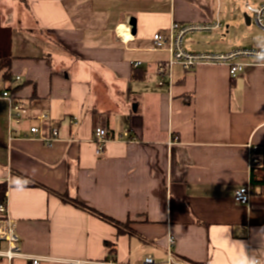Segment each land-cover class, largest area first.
<instances>
[{"label": "crops", "instance_id": "obj_1", "mask_svg": "<svg viewBox=\"0 0 264 264\" xmlns=\"http://www.w3.org/2000/svg\"><path fill=\"white\" fill-rule=\"evenodd\" d=\"M226 5L0 0V59L11 58L0 94L9 91L31 116L46 114L44 136L60 130L52 146L31 138L35 120L12 132L0 97V187L23 252L51 258L42 264H143L149 256L167 264L168 250L186 264H232L241 253L264 264V185L252 182L264 151V59H241L236 78L224 64L175 66L172 86L158 85L168 54L152 38L173 22L221 24L191 34L206 36L185 46L192 53L262 48L212 45L240 24ZM97 127L114 138L101 156ZM248 185L249 203H237L236 190Z\"/></svg>", "mask_w": 264, "mask_h": 264}, {"label": "built area", "instance_id": "obj_2", "mask_svg": "<svg viewBox=\"0 0 264 264\" xmlns=\"http://www.w3.org/2000/svg\"><path fill=\"white\" fill-rule=\"evenodd\" d=\"M244 10L247 15H251L250 20L260 29L264 30V4L254 7L248 2L244 4ZM221 28L220 23H187L180 24L173 22L165 32H157L152 40L154 49L168 54L166 63L160 65L157 69L159 76L158 85L169 86L173 84V68L180 66L185 71L193 70L199 64H224L229 68V74L232 78H236L242 74L246 65L240 60L244 58L261 59L264 56V48L261 49H239L230 53H192L185 48L184 42L188 35L195 33L211 32ZM140 62L135 64L139 66ZM17 80H19L17 78ZM0 97L6 99L9 103V121L12 132L25 122L35 120L40 125H30L29 133L31 138L39 139L47 146H52L54 142L60 139V130L56 126L50 128V136L46 137L42 133L41 124H44L48 119L47 115L37 114L31 116L29 108L21 103L17 98H14L9 91H4ZM31 120V121H30ZM129 134L125 132L122 137H127ZM28 137V136H25ZM114 138L103 127H97L94 132V143L96 144V155L101 156L106 144ZM258 151L257 147L252 148V154ZM252 165H260L259 158L252 156L250 160ZM253 194L251 186H244L236 190L234 199L237 203L248 204ZM20 236L16 229L15 220L10 216L6 198L0 203V259L11 261L13 259H23L28 264H42L50 261L51 258L28 254L22 251L20 246ZM174 243V238H170V246ZM5 245V248H3ZM73 264H87L86 262L77 261ZM143 264H155L154 259L149 256L145 258ZM167 264H186L185 262L176 259L170 250L167 254Z\"/></svg>", "mask_w": 264, "mask_h": 264}, {"label": "rangeland", "instance_id": "obj_3", "mask_svg": "<svg viewBox=\"0 0 264 264\" xmlns=\"http://www.w3.org/2000/svg\"><path fill=\"white\" fill-rule=\"evenodd\" d=\"M227 3V16H234L236 21H239V25H237V29L235 30H226L224 29L223 34H221L220 38L214 39L212 45L218 46L226 43H222V39H227L231 44H235L237 47L249 46V47H264V30L260 29L254 23H250L247 25L245 22L244 14L246 13L244 10V4L248 2L251 6L258 7L261 3L264 4V0H225ZM224 13V10H223ZM251 17V15H248ZM220 32V31H219ZM229 32V34L227 33ZM225 36V38H222ZM201 35H190L185 40V46L188 49H191L194 46L193 41L197 43L200 40ZM195 43V44H196ZM261 49V48H256Z\"/></svg>", "mask_w": 264, "mask_h": 264}, {"label": "trees", "instance_id": "obj_4", "mask_svg": "<svg viewBox=\"0 0 264 264\" xmlns=\"http://www.w3.org/2000/svg\"><path fill=\"white\" fill-rule=\"evenodd\" d=\"M10 67H11V58H2L0 59V72H3V76L6 79L11 78L10 74ZM262 164L260 166H254L252 167V182L256 185H264V151L262 153ZM6 193L5 187H0V203L4 199V195ZM78 205H82L79 202H75ZM105 218V217H104ZM110 223L114 224L120 231H123L125 228L122 226V224L117 223L111 219L105 218ZM126 231V230H125Z\"/></svg>", "mask_w": 264, "mask_h": 264}, {"label": "clouds", "instance_id": "obj_5", "mask_svg": "<svg viewBox=\"0 0 264 264\" xmlns=\"http://www.w3.org/2000/svg\"><path fill=\"white\" fill-rule=\"evenodd\" d=\"M261 59H264V56H261ZM232 264H255V262L250 261L244 256L243 253H241L238 256L234 257Z\"/></svg>", "mask_w": 264, "mask_h": 264}, {"label": "water", "instance_id": "obj_6", "mask_svg": "<svg viewBox=\"0 0 264 264\" xmlns=\"http://www.w3.org/2000/svg\"><path fill=\"white\" fill-rule=\"evenodd\" d=\"M244 18H245L246 24L250 25V23H251L250 17L247 14H244ZM129 24L131 26L132 34H135L136 33V20L135 19H131Z\"/></svg>", "mask_w": 264, "mask_h": 264}, {"label": "bare ground", "instance_id": "obj_7", "mask_svg": "<svg viewBox=\"0 0 264 264\" xmlns=\"http://www.w3.org/2000/svg\"><path fill=\"white\" fill-rule=\"evenodd\" d=\"M124 29V28H123Z\"/></svg>", "mask_w": 264, "mask_h": 264}]
</instances>
